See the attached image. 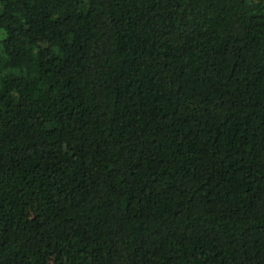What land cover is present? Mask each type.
Here are the masks:
<instances>
[{"label":"trees","instance_id":"trees-1","mask_svg":"<svg viewBox=\"0 0 264 264\" xmlns=\"http://www.w3.org/2000/svg\"><path fill=\"white\" fill-rule=\"evenodd\" d=\"M0 264H264V0H0Z\"/></svg>","mask_w":264,"mask_h":264},{"label":"rangeland","instance_id":"rangeland-1","mask_svg":"<svg viewBox=\"0 0 264 264\" xmlns=\"http://www.w3.org/2000/svg\"><path fill=\"white\" fill-rule=\"evenodd\" d=\"M57 257H58V255H57V254H54V255L51 256L50 259H51L52 261H56V260H57Z\"/></svg>","mask_w":264,"mask_h":264}]
</instances>
